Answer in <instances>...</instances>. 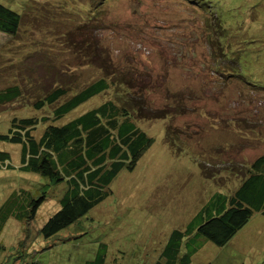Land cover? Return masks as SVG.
Masks as SVG:
<instances>
[{"label": "rangeland", "instance_id": "rangeland-1", "mask_svg": "<svg viewBox=\"0 0 264 264\" xmlns=\"http://www.w3.org/2000/svg\"><path fill=\"white\" fill-rule=\"evenodd\" d=\"M109 1L0 0L31 19L51 21L23 24L15 37L0 32V90L9 84L22 89L19 100L0 107V132L14 116H51L64 101L33 107L56 84L47 63L66 73L69 95L100 77L56 39L98 15L95 37L113 59L109 71L134 81L132 90L146 109L170 112L136 122L153 142L133 170L117 176L102 203L49 240L36 236L23 253L40 264H264L261 213L254 212L224 246L196 234L219 214L220 194L238 185L231 177L228 189H219L199 164L227 177L223 167L248 166L264 155V0H111L107 6ZM45 50L51 56L41 64ZM113 87L56 124L112 99ZM45 127L33 135L39 138ZM0 150L10 153L13 166L0 171V208L23 188L22 200L40 196L33 186L37 175L18 170L20 147L1 142ZM64 190L48 193L29 227L32 235L61 208ZM14 206H5L10 213L0 230V264H13L20 253L24 226L14 217L26 210Z\"/></svg>", "mask_w": 264, "mask_h": 264}, {"label": "trees", "instance_id": "trees-1", "mask_svg": "<svg viewBox=\"0 0 264 264\" xmlns=\"http://www.w3.org/2000/svg\"><path fill=\"white\" fill-rule=\"evenodd\" d=\"M110 1L105 4L108 6ZM100 19L101 16L98 15L92 19L82 20L79 22L81 25L73 26L71 30L59 34L56 38L62 50H67L73 58L84 60L97 68L100 77L69 95L72 91L71 84L62 82L66 73L58 72L47 63V68L52 70L53 76L55 75L56 84L32 103L33 107L35 110H41L60 100L64 101L52 111L51 116L40 118L14 116L7 131L0 132V143L20 147L18 170L37 175V181L33 186L35 194L41 193L38 197H30L28 201L22 200L24 196L22 194L26 193L23 188L21 192H13L0 208V230L2 222L8 219L10 213L5 206L14 203V207L18 205L26 210L24 215L17 214L14 217L22 221L24 228L23 239L18 245L20 253L13 258V264L16 260H21V264H40L26 251L23 253V250L36 236L49 240L102 203L111 193L110 185L117 176L125 170H133L153 142L136 122L165 119L170 115L169 109L157 111L146 109L143 100L137 98L132 90L134 81L127 80L125 73L109 71L108 67L113 59L100 47L95 37L101 26ZM38 20L51 23L46 18L31 19L25 13L20 14L0 2V32L5 35L15 37L23 24L34 25ZM63 22L61 23L64 24ZM45 51L41 64L51 56L49 51ZM111 86H114V91L110 95L115 92L112 99L67 123L56 124L90 99L106 93ZM21 97V85L9 84L0 90V107ZM39 126L46 127L39 138H36L33 132ZM166 131V140L172 144L170 130ZM10 160V153L0 150V171L13 169ZM205 165L199 164L202 176L219 189H228V179L231 177L238 183L237 186L228 189L227 194H220L222 205L221 208H216L219 214L203 221L196 229L197 236L204 237L216 246H224L249 221L254 212L264 216V155L258 156L248 166L223 167L222 171L227 172V177L224 174L218 176V171L207 169ZM62 185L65 186V190L60 193L63 194L60 199L61 208L46 221L38 234L32 235L29 227L35 220L38 208L46 200L49 192H59ZM47 248L49 246L45 249ZM28 258H31L29 262Z\"/></svg>", "mask_w": 264, "mask_h": 264}]
</instances>
